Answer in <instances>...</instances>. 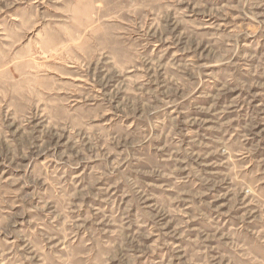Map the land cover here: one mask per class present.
Instances as JSON below:
<instances>
[{
	"label": "rangeland",
	"instance_id": "1",
	"mask_svg": "<svg viewBox=\"0 0 264 264\" xmlns=\"http://www.w3.org/2000/svg\"><path fill=\"white\" fill-rule=\"evenodd\" d=\"M0 264H264V0H0Z\"/></svg>",
	"mask_w": 264,
	"mask_h": 264
},
{
	"label": "bare ground",
	"instance_id": "2",
	"mask_svg": "<svg viewBox=\"0 0 264 264\" xmlns=\"http://www.w3.org/2000/svg\"><path fill=\"white\" fill-rule=\"evenodd\" d=\"M114 80V79H113Z\"/></svg>",
	"mask_w": 264,
	"mask_h": 264
}]
</instances>
